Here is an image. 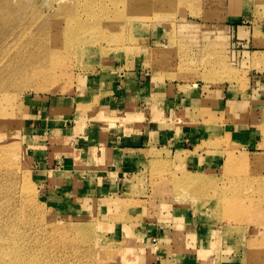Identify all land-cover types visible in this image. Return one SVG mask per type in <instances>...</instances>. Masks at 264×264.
<instances>
[{
	"label": "rangeland",
	"instance_id": "374dc122",
	"mask_svg": "<svg viewBox=\"0 0 264 264\" xmlns=\"http://www.w3.org/2000/svg\"><path fill=\"white\" fill-rule=\"evenodd\" d=\"M121 1L147 0H109L100 7L117 11L108 15V44L99 37L77 49V40L52 37L84 3L0 0V247L14 250L1 261L144 264L166 254L186 264L192 254L196 264H264V153L217 131L254 123V112L264 107V0H153L157 6L130 16ZM65 43L72 53L57 54L55 47ZM122 72L142 73L168 89L175 102L166 110L158 113L154 102L147 107L160 127L172 130L175 146H185L147 149L126 190L113 198L77 196L76 189L40 179L30 140L33 106L45 98H74L89 79ZM220 89L235 97L221 110ZM82 98L77 113H98L97 97L85 104ZM98 115L108 124L144 119L141 112L122 119ZM260 128L264 147V115ZM190 137L198 144L192 153ZM207 148L219 152L221 164L186 167L189 155L201 158ZM147 224L172 228L154 239Z\"/></svg>",
	"mask_w": 264,
	"mask_h": 264
},
{
	"label": "crops",
	"instance_id": "0c3cea01",
	"mask_svg": "<svg viewBox=\"0 0 264 264\" xmlns=\"http://www.w3.org/2000/svg\"><path fill=\"white\" fill-rule=\"evenodd\" d=\"M117 75L115 78L106 79V75L99 74L89 79L75 93L74 98H45L40 100V104L33 106L29 126L34 136L31 135L30 140L36 147L34 164L40 179L46 177V181L52 184L60 183L62 189H76L77 196L113 198L115 194L120 195L126 190V178L134 171L147 149L166 146L175 152L185 146H175L172 130L160 127V123L152 118L154 110L147 107L154 102L153 106L158 109V113L161 114L162 107L166 110V106L175 102L168 95V89L151 85L142 73L122 72ZM175 91L174 88V94ZM218 92L220 96L216 100L217 109H224L227 103L234 102L235 97L232 100L228 98V90L220 89ZM77 96L83 97L84 104L97 97L99 103L95 111L99 109L98 113H77L76 105L80 102ZM189 100H194L192 93ZM259 111L258 116L254 112V123L251 120L246 123H228L220 126L217 131L220 135L229 134L231 139L241 143L246 150L254 148L258 154L264 153L261 140L257 138V132L263 124L264 107ZM139 112L144 115L139 123L125 124L121 120H114V124H108L96 117L104 114L107 119H122L127 114ZM191 139L190 137L188 142L190 153L198 145ZM224 151L223 147L219 150L220 153ZM215 153V149L207 148L201 158L200 155L191 154L186 161V167L197 170L199 165L204 164L205 170L207 167L213 169L223 161ZM168 228L172 226L147 224V234L154 239H162L167 235ZM176 259L165 254L161 257L153 256L144 264H180ZM183 259L185 258L180 260ZM194 260L196 258L191 254L185 262L196 264Z\"/></svg>",
	"mask_w": 264,
	"mask_h": 264
},
{
	"label": "bare ground",
	"instance_id": "6f19581e",
	"mask_svg": "<svg viewBox=\"0 0 264 264\" xmlns=\"http://www.w3.org/2000/svg\"><path fill=\"white\" fill-rule=\"evenodd\" d=\"M76 1H77L76 5H80L84 3L82 10L76 11L71 20L65 21L61 25L60 27L61 29L59 33L53 34L52 40H58L60 43L64 41L67 42L73 39L77 40L79 41L77 43V49L80 46V44L91 46L89 41H95L99 37H102V39L105 41L106 39L104 38H107L105 37L106 30L107 29L109 30V28L113 25L111 24L110 21H108V19L112 17H116L117 11H109L108 9L106 12H103L102 10H100V7L107 6V2L109 0H95V1L90 0V3H91L90 5L87 4L89 0H76ZM121 3L123 4V8L126 7V13L128 14V16H130L132 13H135V12L142 15L145 11H148L150 7L152 8L158 5V1L153 2V0L140 1V2L135 1L133 2V4H130L129 6L128 5L126 6L125 1H121ZM126 13L123 14V17L127 18ZM108 15H109V18H108ZM86 34L89 35V39L86 38L85 36ZM103 44H108V41H105ZM93 46H95V44ZM55 48H56L55 51L59 55H66L67 53H72V52H68L71 47L66 46V43L61 44L59 45V47H55ZM83 48H92V47L83 46ZM57 67L60 68L61 72L65 71V67L62 64L59 65L58 62H57ZM12 251H14L13 248L8 247V250H7V248L0 247V264H4L1 261L2 257L8 256L9 253H12Z\"/></svg>",
	"mask_w": 264,
	"mask_h": 264
}]
</instances>
